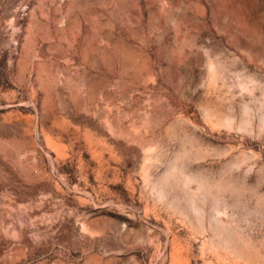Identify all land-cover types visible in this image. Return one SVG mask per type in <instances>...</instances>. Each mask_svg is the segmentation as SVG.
<instances>
[{
    "label": "rangeland",
    "instance_id": "rangeland-1",
    "mask_svg": "<svg viewBox=\"0 0 264 264\" xmlns=\"http://www.w3.org/2000/svg\"><path fill=\"white\" fill-rule=\"evenodd\" d=\"M0 264H264V0H0Z\"/></svg>",
    "mask_w": 264,
    "mask_h": 264
}]
</instances>
